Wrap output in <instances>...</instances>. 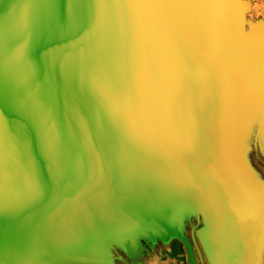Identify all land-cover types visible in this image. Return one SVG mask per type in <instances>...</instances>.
Masks as SVG:
<instances>
[{
  "label": "water",
  "instance_id": "1",
  "mask_svg": "<svg viewBox=\"0 0 264 264\" xmlns=\"http://www.w3.org/2000/svg\"><path fill=\"white\" fill-rule=\"evenodd\" d=\"M246 8L0 0V264H80L135 237L259 264L245 143L264 130V24L245 29Z\"/></svg>",
  "mask_w": 264,
  "mask_h": 264
},
{
  "label": "rangeland",
  "instance_id": "2",
  "mask_svg": "<svg viewBox=\"0 0 264 264\" xmlns=\"http://www.w3.org/2000/svg\"><path fill=\"white\" fill-rule=\"evenodd\" d=\"M247 8L245 9L243 16L245 18V29L248 24H264V0H243ZM264 28V25H262ZM250 137L245 143V147L247 148V161L251 164L252 168L257 172L260 178L264 180V153L261 152V145H264V130L262 132L261 140L258 138L257 133H255L256 126L255 123H253V126L251 128ZM194 225V222L191 218V220L185 222V224L181 227L179 230V233L181 235H184L188 242L190 243L189 238V230L190 227ZM177 243V239H171L166 242H161L158 240H147L143 239V237H135L133 241V247L129 245L130 250H134V260L132 257H126L122 256V260H126L125 264H136V262L141 260H156L158 257V254L156 253L159 246L168 247V246H174ZM191 244V243H190ZM105 252L103 255H100V249H93L91 251H88L83 256L91 258L90 261H84L82 260L80 264H95L97 261V258L103 259V262L100 264H123L121 260H118L119 258V250L116 246H110L105 244ZM184 254V253H183ZM193 259L192 262H188L185 258V256H182V264H199L198 259L196 257L195 252L192 249ZM185 259V260H184ZM127 260L129 262H127ZM164 260V258L162 259ZM184 260V261H183ZM203 263H205L203 261ZM78 264V263H76Z\"/></svg>",
  "mask_w": 264,
  "mask_h": 264
},
{
  "label": "crops",
  "instance_id": "3",
  "mask_svg": "<svg viewBox=\"0 0 264 264\" xmlns=\"http://www.w3.org/2000/svg\"><path fill=\"white\" fill-rule=\"evenodd\" d=\"M133 247V245H131ZM131 248L125 247L124 250L120 249L119 250V258L117 257L118 260H121L123 264H125V261L122 260V256L126 257H132L134 260V253L135 251ZM158 254V257L156 260H141L137 261L136 264H182V256H185V251L181 245V243L177 240L176 245L168 246V247H163L159 246L158 250L156 252ZM184 253V254H183ZM182 257V258H181ZM186 260L189 262V258L185 256ZM164 258V260H162ZM184 259V260H185ZM183 260V261H184ZM127 262H129L127 260ZM127 264V263H126ZM200 264V263H199ZM259 264H264V255L263 258L259 261Z\"/></svg>",
  "mask_w": 264,
  "mask_h": 264
},
{
  "label": "snow or ice",
  "instance_id": "4",
  "mask_svg": "<svg viewBox=\"0 0 264 264\" xmlns=\"http://www.w3.org/2000/svg\"><path fill=\"white\" fill-rule=\"evenodd\" d=\"M261 152L264 153V145H261Z\"/></svg>",
  "mask_w": 264,
  "mask_h": 264
}]
</instances>
